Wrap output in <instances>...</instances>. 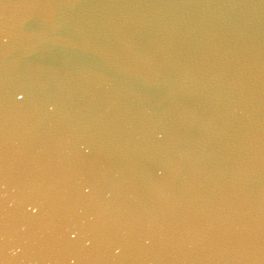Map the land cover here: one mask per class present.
Masks as SVG:
<instances>
[{"label": "water", "instance_id": "obj_1", "mask_svg": "<svg viewBox=\"0 0 264 264\" xmlns=\"http://www.w3.org/2000/svg\"><path fill=\"white\" fill-rule=\"evenodd\" d=\"M0 264H264V0H0Z\"/></svg>", "mask_w": 264, "mask_h": 264}]
</instances>
